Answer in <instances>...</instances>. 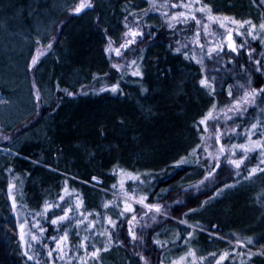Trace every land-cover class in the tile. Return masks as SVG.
Segmentation results:
<instances>
[{
    "label": "trees",
    "instance_id": "obj_1",
    "mask_svg": "<svg viewBox=\"0 0 264 264\" xmlns=\"http://www.w3.org/2000/svg\"><path fill=\"white\" fill-rule=\"evenodd\" d=\"M217 1L227 9V13L218 15L228 17H235L229 12L231 8L243 4L242 0ZM32 2L0 0V17L19 11L20 19L25 20ZM140 2L142 0H96L92 13L82 16L67 13L57 19L55 31L59 30L60 61L51 67V73L47 71L51 74L48 85L53 98L49 106L41 109L35 122L29 120L22 127L25 133L40 129L44 137L20 148L19 157L7 161L0 173V264H51L53 260L55 264H143L137 252L146 256L151 264H172L173 261L208 264L213 260L212 254L214 264H264V256L248 257L249 251H264V171H261L264 157L251 152L237 169L223 156L216 155L220 143L213 135V121L207 122V130L203 125L196 128L214 101L218 108L231 101L227 88L221 91L218 87L219 94L215 98L207 90H201L200 66L194 59L175 53L170 47L173 44L165 42L168 39H158L155 44L144 47L142 61L136 56L127 57L129 64L137 59L144 72L142 78L132 75L133 67H123L118 73L113 67L114 60L105 52L106 36H113L114 30L121 27L126 31V16L129 24L133 22V15L142 18V12L136 13ZM249 2L248 18H238L251 19L257 24L264 21V1L248 0L245 4L249 6ZM197 15L207 17V13ZM225 24L244 31V27L228 21ZM248 39L256 49L253 55L259 53L260 58H264V43L250 36ZM160 43L163 44L159 46ZM202 58L207 72L217 75L218 79L222 77L231 85L233 96L239 98L246 62L251 64L246 49L238 57L239 66L227 58L215 64ZM182 65L196 71L192 70V85L184 84V94L178 97L173 91L179 82L178 67ZM259 78L264 79V76ZM252 79L255 83L257 77ZM117 82L120 90L116 93L97 91ZM68 92L75 95L70 96ZM220 116L223 118V113ZM255 120L264 122V114L260 107L253 105L247 115L236 122L241 127L235 133L230 130L233 121L221 122V131L234 137L232 143H241L245 140L242 129ZM227 136H221L222 142ZM239 154L237 149V157ZM216 160L220 166L208 176ZM252 167L257 171L248 175ZM121 169L139 176L136 181L125 177L124 190L131 191L137 198L146 195L147 202L165 205L167 214H163V210L162 213L149 211L143 204L136 203L137 219L130 225L125 217L119 219L118 227L112 230L114 242L107 251L98 253L99 259L91 256L92 247L85 253L78 242L89 236L90 245L102 248L105 238L91 235L83 224L73 221L64 229L68 232V241L61 245L63 251H58L51 237L59 238L63 233L57 226H50V217L60 209L54 207L44 214V203L64 205L58 201V196L67 186L70 195H65V201L75 206L78 196L83 202L82 208L74 207L70 217L78 216L80 211L85 214L104 211L106 216L116 219L117 211L124 210V197L119 188ZM10 184L15 187L9 189ZM114 184L116 188L112 187ZM12 197L22 212L20 217L14 214ZM109 200L120 207L109 205L104 209L103 205ZM153 215L155 220L151 219ZM125 216L130 219L129 214ZM36 220L46 231H39ZM21 224L30 233L29 241L33 243L27 253L20 240ZM101 224L97 219V232L110 227L106 220L103 227ZM129 227L137 232L136 241L130 236L124 239ZM77 232L79 236L75 235ZM33 233L38 239H32ZM121 239H124L123 244L119 242ZM156 240L161 243H154ZM237 240L244 243L237 244ZM50 249L52 257L48 256ZM193 249L195 257L190 254ZM224 252H228V256L220 260Z\"/></svg>",
    "mask_w": 264,
    "mask_h": 264
},
{
    "label": "snow or ice",
    "instance_id": "obj_2",
    "mask_svg": "<svg viewBox=\"0 0 264 264\" xmlns=\"http://www.w3.org/2000/svg\"><path fill=\"white\" fill-rule=\"evenodd\" d=\"M157 0H152L151 7L155 11H159L160 9L156 7ZM168 0H165V3L161 5V7H167ZM92 0H79V2L75 3L73 7H71L70 11L72 13L79 14L83 12L85 9L91 8ZM174 9H180L183 10H175L172 11L171 15H168V13H165V16L167 17L166 27L168 29H171L173 31L177 30V25H188L189 21H193L192 28L194 29V44L199 46V51L202 53V57L208 58L210 61L215 63H222L224 62L225 58L228 60H231L233 63L237 64L239 66V60L238 57L240 55V50L246 48L247 57L248 60H251V64L248 65L246 62V71L244 73V85H241V91L242 94L239 98L233 96L232 87L230 84H227L226 81L221 77L218 79L217 75H213L207 72L206 65L204 63V59L200 58L196 55V49L189 48L188 43L181 44V40L178 38L173 45H170L172 50L175 53L182 54L186 58L194 59L196 64L200 66L201 75L198 79V84L201 88V90H207L210 95H212L214 98L219 94L217 92V88L219 87L221 91H223L225 88H227V95L229 97H232L231 101L227 104H224L217 107V103L214 101L211 105V107L207 110L206 113H204L199 121V123L196 125V128H199L201 125L204 126L205 130L208 128V121L211 119L213 121L212 127L214 129L213 135L215 136L216 140L219 141L220 137L222 135L227 136L226 133L221 131V120L226 121H233V126L231 127V132L235 133L238 128L241 127L239 123H236L241 119V117L246 116L248 113V108L250 106L255 105L256 107H260L262 109V114H264V79H260V76H264V58H260V54L257 53L256 55H253V53L256 51L255 48H253L250 44L246 46V43L244 40H241L239 43H237V40L233 37L232 30H228L226 33L223 34V39L219 41H211L207 44L202 42L200 39V32L203 30L205 33L208 32L207 23L203 25L201 28V18L197 15V13H207L206 19L208 21H213L219 24L220 27H226L225 21L230 22L231 24L238 25L240 27H244V31H239V28L236 30L238 32V35L240 37H248L250 36L252 40H259L261 43H264V21L260 22L259 24L254 23L251 19L248 20H241L237 19L235 17H228V16H220L218 14H214L212 12V8L210 4L201 3L200 0H179L178 4H174L172 6ZM145 16H148V12H144ZM142 18L140 16L133 15V22L129 24L127 20V16L125 17V25L126 31L123 34L122 41L119 43V45L116 44V42L112 39L110 36H106L107 45L105 47V52L112 56L114 53L115 58H120L121 61H124L123 67H133L134 70L132 71V75L142 78L144 76V72L140 69L139 65L137 64V59H132L130 61V64L127 61L128 56H136L141 61L143 60L141 53V46L146 44L149 39H152L155 36V32L153 28L148 25L146 22H141ZM247 26V27H245ZM257 29H259V32H257ZM183 30V29H181ZM59 36V33L57 34ZM211 35H215V33H211ZM227 41L226 45L224 41ZM57 42L56 37H52L48 40L47 44H44L43 42L39 41L37 39V43L40 45V47L37 48V55L33 56L31 58V62L28 65L29 68H35L38 64L39 56L43 53L41 52V48H43L44 52H47L49 49L53 48V44ZM132 45H136L135 48L132 47ZM226 48L228 49L226 51ZM123 49V51H122ZM183 49V51H182ZM191 52V56H190ZM236 54L235 56L233 54ZM113 67L116 69H120L122 67V64L120 62H116L113 64ZM106 75V74H105ZM253 76H256L257 79L255 83H253ZM246 86V90H245ZM34 88H36V85L34 84ZM118 90H120V84L117 83H111L104 87H100L97 91L99 92H105V91H111L112 93H116ZM65 91H67L65 89ZM146 91V89H145ZM68 95H75V93L68 92ZM35 100L39 103L41 102V96L39 89H36L35 92ZM219 113H223V118L219 115ZM231 113L232 115H229ZM259 125V128H258ZM245 135L244 142L241 143H232V139L234 137L227 136L224 142L220 143L219 149L216 153L217 156H223L225 161L227 163H231L232 165H235L237 169L241 167L244 160L248 158L249 153L251 152H257V154L261 157H264V122H261L259 120H255V122L247 123V127L242 129ZM252 130H256L253 132ZM253 135L257 136L256 139H253ZM4 139L8 140L11 139L9 136H4ZM237 149L240 150V154L237 157ZM227 153V154H226ZM211 155V154H210ZM264 162V161H262ZM207 163V161H205ZM220 166L219 160H216L215 163L212 164L208 176H211L216 168ZM247 167V166H245ZM230 171V170H229ZM257 171L256 167H252L251 171L248 172V175H252ZM261 171H264V169H261ZM121 180L119 182V188L122 190L120 195L124 197L123 200V211H117L116 219H113L112 216L108 215L106 216L104 211H98V212H85L80 211L78 216L76 217H70L69 213L74 211L75 209H80L83 206V202L80 200V198L77 196V204L75 206L71 205L68 201H65V195H70L69 188L67 186L63 187L61 189L62 195L58 196V201L64 202V205H61L58 202L54 203H48L45 202L43 205L44 214H47V211L52 208H59V213L54 212L52 216L50 217V226L55 225L59 229L62 230V235L57 238L56 236H52L51 239L56 242V249L58 251H63V248L61 247L62 244H65V242L68 241V232L64 230L66 227L71 226L73 221L76 224H83L84 230L90 231L91 235H101L105 238V244L102 248H96L94 245H90L88 243L89 236H84L82 240L78 242V247L82 246L85 250V253H87L89 247H92L91 256L99 259L98 253L101 251H107L110 244H112L113 241V231L118 227V221L121 217H125V222L127 224H131L132 221H135L137 219L136 216V207L134 206L136 203L143 204L144 207H146L149 211H153L155 213H162L167 214L166 212V206L158 203V202H147V196L142 195L139 198H137L136 195H134L131 191L124 190L125 189V177L130 178L133 181L139 180V176L134 172H127L125 173V170L121 169ZM94 180H97V177H93ZM15 184H10L9 189L14 188ZM113 188H116L117 186L114 184L112 186ZM227 187V185H225ZM131 200V202H129ZM109 205H113L114 208L118 209L120 205L116 203L114 200L107 201L104 205V209H108ZM11 206L13 208L16 207V199L15 197H12V203ZM191 211V209H190ZM125 213L129 214L130 219L128 216H125ZM147 215V213H145ZM88 217H92V219H88ZM97 219H99L103 227V222L106 220V223L109 228L105 229L104 231L97 232L96 231V223ZM152 220L156 219V216L153 215L151 217ZM87 221V222H86ZM62 222H67L62 223ZM186 223V221H183ZM27 223V221H25ZM36 226L39 228L40 232L46 231L45 228L40 227V221H35ZM24 225L21 224L20 228L23 229ZM75 235L79 236V232L75 233ZM191 235V233H189ZM128 236L131 237L133 241H136L138 239L137 232L133 231L130 227L126 230V235L124 239H127ZM140 238H143V234L141 233ZM21 239H23V233H21ZM32 239L36 240L38 237L35 235V233L32 234ZM124 239H121L119 242L121 244L124 243ZM248 243H251V238H246ZM156 244H160L161 242L159 240L154 241ZM237 244H242L244 241L237 240ZM247 247V245H245ZM78 254V253H77ZM190 254L192 257L196 256L195 250H190ZM261 255L264 256V251H258L248 252V257L251 258L253 255ZM53 252L50 249L48 252V256L52 257ZM136 255L139 257V259L143 262V264H151V261L144 256L142 253L137 252ZM213 255V260L209 261L208 264H214L215 262V256ZM226 256H228V252H224L219 259L223 260ZM183 260V257L180 258ZM203 259V257H201ZM51 264H55V261L53 260ZM162 264V262H161ZM172 264H177L176 261H173Z\"/></svg>",
    "mask_w": 264,
    "mask_h": 264
},
{
    "label": "rangeland",
    "instance_id": "obj_3",
    "mask_svg": "<svg viewBox=\"0 0 264 264\" xmlns=\"http://www.w3.org/2000/svg\"><path fill=\"white\" fill-rule=\"evenodd\" d=\"M32 1L33 4H31V11L24 17V19H27L21 20V12L19 11H17V14H6L8 17H0V173H2L7 161H10L11 158L19 157L18 150L20 148L28 143L39 142V140L44 137V132H40V129L35 130L33 133H25L23 132L22 127L26 126L25 124L29 120L31 123L35 122L40 116L41 109L49 106L53 98L52 89L48 85L51 76L49 73H51V67L55 62L57 64L60 61L57 50L59 44V36L57 34L59 30L55 31V24L57 19L62 15L67 13L75 15L76 13H72L70 9L75 3L79 2V0ZM100 1L109 2V0ZM201 1L210 4L212 11L216 14L227 13V9L219 4L217 0ZM246 2H248V0H242L243 4L239 5L236 9L231 8L229 12H231L235 18H248V13L251 12L250 2L249 6L248 3L245 4ZM95 3L96 0H92L93 6L85 9L78 15L82 16L89 12L92 13L91 11H95L97 4ZM164 3L165 0H157L156 7L160 9L159 11H155L151 7L152 0H142L136 8V13H143L141 22H146L155 32V36L141 46L140 54H142L144 47L155 44V41L158 39H161V41L168 39L165 40V42L174 44L179 38L181 44L188 43L189 48H195L197 50L196 55L202 58L199 46L194 44L195 37L194 29L192 28L193 21H189L188 25H177L176 31L168 29L165 26L167 22V17L165 16L166 12L168 15H171L172 11L183 10L182 8L174 9L172 7L174 4H178L179 0H168L167 7H161ZM145 11L148 12V16L144 15ZM3 21H8V23ZM9 22H12V25L9 24ZM205 23H207L208 32L205 33L202 30L200 32V39L206 44V46L211 41H219L223 39V34L228 30H232L233 37L237 40V43L241 40H244L246 45L251 43L248 37H240L236 31L238 28L233 27V25H231V27L227 26L222 28L216 22L201 18L200 27L202 28ZM239 31L243 32L241 29H239ZM124 32L121 27L114 30V35H110V37H112L116 44L119 45L122 41ZM213 32L215 33L214 36L211 35ZM117 36H119L118 39ZM52 37L57 38V42L53 44V48L49 49L47 52H44L43 48H41L43 54L39 56L38 64L35 68H29L28 65L31 62V58L37 55V48L40 47L37 43V39L44 44H47L48 40ZM224 43L226 45L227 41L225 40ZM162 44L163 43H160L159 46ZM132 47L135 48L136 45H132ZM243 50L244 49H241L240 53H242ZM111 58L114 60L113 64L116 62L123 63L120 58L114 57V53ZM122 69L123 65L120 69H117V72H122ZM192 70L196 71L193 67L187 65L178 67L177 75H179V77L177 79L179 82L173 91L175 96L179 97L184 94L182 89L184 84L192 85ZM34 84L36 85V88H34ZM37 88L39 89L41 96V102L39 103L35 100V92ZM148 112H150V109ZM220 114L221 113H219V115ZM229 115L232 114L229 113ZM224 121L226 120H221V122ZM4 136H9L11 139L6 140L4 139ZM217 142H222L221 137ZM0 177H2V174H0ZM13 211L18 217L21 216L22 212L17 205L13 208ZM20 231L23 233V239L20 237V240L27 253L31 250L33 245V243L31 244V241H29L31 236L25 229H21ZM212 236L216 235L212 234ZM236 238L239 239L240 237Z\"/></svg>",
    "mask_w": 264,
    "mask_h": 264
}]
</instances>
